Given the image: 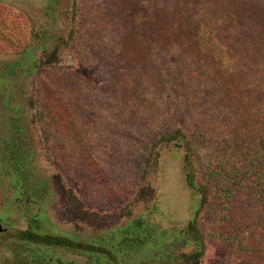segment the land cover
<instances>
[{
    "label": "rangeland",
    "instance_id": "obj_1",
    "mask_svg": "<svg viewBox=\"0 0 264 264\" xmlns=\"http://www.w3.org/2000/svg\"><path fill=\"white\" fill-rule=\"evenodd\" d=\"M199 6L232 17L233 68ZM172 41L216 71L191 77ZM261 127L264 0H0V264H264ZM212 172L257 259L218 250L234 238L224 202L200 213L186 182ZM35 216V234L105 255L18 241Z\"/></svg>",
    "mask_w": 264,
    "mask_h": 264
},
{
    "label": "trees",
    "instance_id": "obj_2",
    "mask_svg": "<svg viewBox=\"0 0 264 264\" xmlns=\"http://www.w3.org/2000/svg\"><path fill=\"white\" fill-rule=\"evenodd\" d=\"M196 16L198 17V20L200 21V26L202 30L217 44L221 47V55L222 60L224 63V66L226 69L233 68L235 66V62L233 60L234 52L231 48H233V41H231V38L233 35H235L234 28L226 27V23L232 21L231 16H227L223 13H220L218 11H214V9H209V7H196ZM185 45V44H184ZM184 47L181 46L180 41H172L165 45L164 52L168 55V59H170V56L173 55H180V58H183L180 63V69L186 70L187 73L191 74V77H196L198 79L199 73L204 74H212L211 72L216 71V68L213 65L208 64H199L197 65L196 61L193 59V57L188 53L186 49H183ZM183 53V54H178ZM185 63V64H184ZM203 80H206L204 78ZM259 135L261 138H259L258 143L256 145V152H254V159H253V167L252 169H260L264 167V131L261 127L259 129ZM214 172V171H213ZM210 173L209 178L210 181H208L207 186L204 185L202 187L196 188L193 177L191 174H187L186 182L187 185L192 188L196 189V191L200 195V213L204 212L206 210L207 205L211 202L214 197V194L216 197L220 198L222 202H224V210L225 214L224 217L228 220V224L230 227V231L234 234V238L229 244H225L228 238L221 239L219 238L217 242L218 250L229 248L231 245L241 253V255L253 259H257L260 254L262 253V249L258 246V242L256 239L255 234L247 232L245 226L239 222L236 218L230 216L229 214V205L228 201L230 199H235L233 190L230 188H221L216 182H215V174ZM256 172V171H255ZM264 192V187L262 188ZM196 220L193 219L190 221L187 225L188 228V234H187V240L188 243L193 244L197 249V254L201 253V238L199 232H197V225ZM231 234V233H230ZM232 235V234H231ZM27 239L29 241L34 242L35 236H27ZM48 245H55V246H69L72 247L71 244H66V241L62 238H48L45 237L44 241ZM78 244L75 245L77 247ZM228 246V247H226ZM76 249V248H75ZM89 252L96 253L97 255H103L105 254L104 251L101 250V248L91 246L89 248Z\"/></svg>",
    "mask_w": 264,
    "mask_h": 264
},
{
    "label": "flooded vegetation",
    "instance_id": "obj_3",
    "mask_svg": "<svg viewBox=\"0 0 264 264\" xmlns=\"http://www.w3.org/2000/svg\"><path fill=\"white\" fill-rule=\"evenodd\" d=\"M26 199H28V198H26ZM29 203H30V201L28 202V203H23V205H22V207H23V212L21 213V215L22 216H24V217H29V216H31V213H29V210L27 209V205H29ZM30 206V205H29ZM36 215H37V213H36ZM32 218V217H31ZM34 220H37V218H36V216L34 217V218H32L31 220L29 219L28 220V227L26 228V229H24L23 231H21V232H19V234H18V236H17V240L18 241H21V242H28V243H31V244H35V245H43V246H55V245H48L47 243H45V242H43L44 241V239H45V237L47 236L48 238H62L63 240H65L66 241V244H71L72 245V247H69V246H65V245H62V246H55V247H65V248H68V249H77V250H83L84 252H86V253H91V252H89V248L91 247V246H86V245H81V244H79V243H77L78 245H77V247H75V245H76V243L75 242H72V241H70V240H68L67 238H63V237H53V236H49V235H45V236H40L39 234H35V232H37L38 230V228L37 229H35V230H32L31 229V222L32 221H34ZM33 231H35V232H33ZM6 232V225L4 224V222H3V219H0V235H3L4 233ZM32 236V235H34L35 236V241L34 242H32V241H29L28 239H27V236ZM99 248H101V250H102V247H99ZM102 251H104V250H102ZM105 252V251H104ZM106 253V252H105ZM103 255H105V254H103Z\"/></svg>",
    "mask_w": 264,
    "mask_h": 264
}]
</instances>
